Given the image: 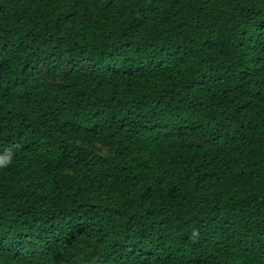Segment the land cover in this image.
<instances>
[{
  "label": "trees",
  "instance_id": "obj_1",
  "mask_svg": "<svg viewBox=\"0 0 264 264\" xmlns=\"http://www.w3.org/2000/svg\"><path fill=\"white\" fill-rule=\"evenodd\" d=\"M9 148L0 264H264V0H0Z\"/></svg>",
  "mask_w": 264,
  "mask_h": 264
},
{
  "label": "clouds",
  "instance_id": "obj_2",
  "mask_svg": "<svg viewBox=\"0 0 264 264\" xmlns=\"http://www.w3.org/2000/svg\"><path fill=\"white\" fill-rule=\"evenodd\" d=\"M13 160V155H12V149L9 148L5 151V154L0 156V167H7L9 164L12 163ZM189 239L192 242H198L199 239V230L195 229L193 232L190 234Z\"/></svg>",
  "mask_w": 264,
  "mask_h": 264
}]
</instances>
